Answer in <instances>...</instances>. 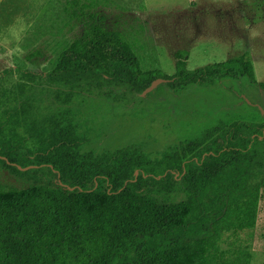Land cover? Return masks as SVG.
Listing matches in <instances>:
<instances>
[{"label": "trees", "instance_id": "trees-1", "mask_svg": "<svg viewBox=\"0 0 264 264\" xmlns=\"http://www.w3.org/2000/svg\"><path fill=\"white\" fill-rule=\"evenodd\" d=\"M57 1L74 34L50 78L92 75L142 93L159 77L173 87L247 77L264 89L247 52L190 69L179 49L173 74L144 69L136 37L109 23L110 0ZM12 117L0 124V164L15 177L0 178V264H249L248 252L226 255L218 242L257 223L264 122H222L152 158L140 143L84 151L69 107Z\"/></svg>", "mask_w": 264, "mask_h": 264}, {"label": "rangeland", "instance_id": "rangeland-1", "mask_svg": "<svg viewBox=\"0 0 264 264\" xmlns=\"http://www.w3.org/2000/svg\"><path fill=\"white\" fill-rule=\"evenodd\" d=\"M107 6L109 23L136 37L144 69L173 74L179 49L188 51L190 69L247 52L258 82H264V0H110ZM68 20L62 4L51 0L42 26L0 47L1 125L23 108L39 118L69 107L78 134L88 140L84 151L101 153L140 143L154 158L222 122H264V113L254 105L264 109V89L247 77L224 78L209 86L173 87L167 81L145 95L120 80L92 75L50 78L57 48L74 34ZM37 49L43 56L31 58ZM13 125L24 139L26 127ZM0 178L15 182L2 164ZM219 245L226 255L244 250L249 264H264V193L255 227L228 232Z\"/></svg>", "mask_w": 264, "mask_h": 264}, {"label": "crops", "instance_id": "crops-1", "mask_svg": "<svg viewBox=\"0 0 264 264\" xmlns=\"http://www.w3.org/2000/svg\"><path fill=\"white\" fill-rule=\"evenodd\" d=\"M51 0H0V47H9L29 34Z\"/></svg>", "mask_w": 264, "mask_h": 264}, {"label": "water", "instance_id": "water-1", "mask_svg": "<svg viewBox=\"0 0 264 264\" xmlns=\"http://www.w3.org/2000/svg\"><path fill=\"white\" fill-rule=\"evenodd\" d=\"M167 81H169V80H168V79H165V78H161V77H159V78L153 80V82L150 84V86H148V87L142 92V95H145V94H147L148 92H151L155 87H157L158 84L163 83V82H167ZM254 105L258 106V107L260 108V110H262V112L264 113V109H263L260 105H258V104H254ZM20 169H24V170H25V168H20ZM137 174H138V171H136V175H137Z\"/></svg>", "mask_w": 264, "mask_h": 264}]
</instances>
